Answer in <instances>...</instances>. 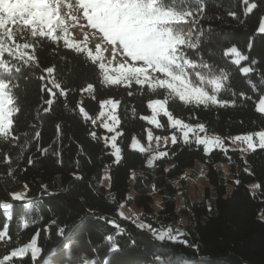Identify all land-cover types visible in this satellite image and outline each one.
Listing matches in <instances>:
<instances>
[{"label": "trees", "instance_id": "16d2710c", "mask_svg": "<svg viewBox=\"0 0 264 264\" xmlns=\"http://www.w3.org/2000/svg\"><path fill=\"white\" fill-rule=\"evenodd\" d=\"M203 4L205 19L201 24L205 35L201 37L200 55L216 68L229 71L226 87L218 94V99L229 104L207 108L201 105L190 110L191 106L176 102L170 110L186 122L189 115H195L209 132L220 135L264 130V113L257 111V101L264 94V34L256 33L264 4H258L247 15L243 0H203ZM230 12L236 13L237 18ZM233 45L248 56L245 63L253 69L249 74L241 73V66L231 63V55H224ZM36 55L41 68L55 66L54 77L70 91L66 98L58 95L52 110L45 112L43 108L48 105L44 101L49 94L41 88L52 85L38 76L47 74L40 70L18 74L15 82L19 87L13 91L21 107L20 144L24 142L23 133L28 134L31 143L18 162L15 157L20 148L6 149L15 167L11 176L8 165L0 163V203L13 205L8 210L0 207V230L7 228L13 239L18 234L20 246L30 242L37 231L47 234L42 255L34 264H89L90 260H108L110 264H264V149L258 147L245 157L235 149L216 148L206 154L203 146L185 145L178 140L167 147L166 156L149 166L146 154L132 149L131 142L134 137L146 140L151 125L140 117L150 113L147 104L150 98H156L155 94L146 87L138 91L140 86L135 84L131 89L105 86L99 69L86 62L83 53L65 48L62 40L59 46L45 43L43 51L38 49ZM89 83L96 89L95 99L81 93ZM128 91L133 94L128 95ZM105 98L120 102L118 163L102 139L105 129L85 120L77 107L79 103L93 119L100 113V102ZM162 120L164 123L166 117L162 116ZM153 129L165 135L173 131L168 127ZM93 130L96 139L90 135ZM37 131L38 140L34 138ZM37 147L49 149L48 154L37 151ZM29 157L34 161L32 165L27 163ZM226 162L230 165V179H226L222 168ZM200 165L205 167L208 185L204 196L192 201L185 191L187 180L181 177L192 170L190 178L197 179ZM105 169L110 178L108 187L102 183ZM46 177L52 180L47 191L42 187L47 185ZM254 181L259 183L256 193L249 186ZM21 188L28 198L13 200L10 193ZM131 190L133 196L129 195ZM154 194L163 202L158 211L153 204ZM178 194L184 196L183 207L177 204ZM28 200L32 201L31 206L27 205ZM123 204H135L142 210L139 221L156 229H173L177 242L157 241L137 222L122 219L118 213ZM187 215V224L179 231L177 226ZM106 220L119 223L126 230L124 235H115L116 230ZM25 222L27 228L23 227ZM60 228H64V236L59 234ZM107 235L115 236L120 252L104 251ZM6 251L0 247V258ZM157 256L161 259L157 260Z\"/></svg>", "mask_w": 264, "mask_h": 264}, {"label": "snow or ice", "instance_id": "6c2138e0", "mask_svg": "<svg viewBox=\"0 0 264 264\" xmlns=\"http://www.w3.org/2000/svg\"><path fill=\"white\" fill-rule=\"evenodd\" d=\"M245 14H251L258 8V4H264V0H243ZM67 8V13L62 15V10ZM73 10L79 15L73 14ZM234 19L236 13L230 12ZM79 24L81 17L85 21L80 25L82 29L94 30L93 35L98 34L101 43L95 45L94 51L86 41L87 34L83 41L73 42L70 39L68 29V18ZM205 19V6L203 0H75V4L67 0H0V163L8 165V175L15 171L13 158L8 155L6 149L20 148L19 154L15 157L18 162L31 141L27 133H23L24 142L20 144V116L21 107L18 104V97L14 93L19 85L15 82L18 74L23 75L29 71L40 70L47 75H39L38 79H48L52 87L43 85L41 91H47L49 98L44 101L47 108L43 111L50 112L52 105L59 96L68 95L70 90L62 88L61 83L54 77L55 66L41 68L40 59L36 55L37 50L43 51L45 43L56 44L63 41V46L72 49L76 53H83L86 62H90L99 69L98 75L102 77L101 83L105 86H115L131 89L133 84L140 86L138 91L145 87L156 98H150L147 107L151 109V117L141 116L140 119L147 120L148 124L154 125L156 129L170 127L173 131L170 136L171 142L175 145L178 139L185 145H203L204 151L211 152L213 148H221L226 151L224 140L218 136L207 135L205 124L198 122L195 115H189L188 122L183 118L173 115L170 110L179 102L184 106H191V109L203 105L227 106L229 101L218 99V94L226 87L229 79V71L224 68H216L209 64L202 55L201 37L205 31L201 21ZM257 34H264V16L256 29ZM254 39V37H253ZM107 45L109 47H104ZM251 40L248 48L251 49ZM110 51V59L105 62V53ZM225 56L231 55L235 59L231 61L234 65H240L241 61L248 60L237 47L232 46L224 52ZM120 58L118 63H114ZM253 63V62H250ZM239 71L245 75L253 71L250 66L240 67ZM253 88L255 86L253 85ZM58 90V92L56 91ZM96 89L92 83L81 89V93H87L95 99ZM132 95V91H128ZM141 94L143 92L141 91ZM235 94V93H234ZM241 96L244 93H240ZM234 105V102H232ZM120 106L118 100L107 99L100 103V117H107L102 127L109 133L119 127L120 119L117 116V109ZM79 112L85 120H91L93 125L96 120L89 117L85 109L77 105ZM127 109H125V112ZM135 111V110H133ZM257 111L264 113V98L260 99ZM166 117L161 123L159 117ZM111 121L110 124L108 121ZM191 121H197L192 123ZM59 131V125H57ZM104 137L106 144L110 141L113 149L115 162L121 159V148L117 145V136ZM203 134V135H201ZM93 139H96V132H90ZM148 139L152 140L153 132L147 133ZM40 133H34L38 140ZM254 137L257 139L254 140ZM159 143L161 139L167 146L168 136H156ZM236 141H244L248 149L255 151L257 147L264 149V130L257 131L244 136L232 138ZM132 147L144 152L138 141H133ZM37 151L48 154L49 149ZM167 155V151L158 153L148 160V165H153V160ZM27 163L32 165L31 157ZM76 179H82L77 176ZM27 188V185H24ZM47 191L48 186H42ZM254 187H259L256 185ZM15 201H24L26 193H10ZM51 195V193H49ZM32 201L28 200L27 205L31 206ZM5 210L11 209V203H0ZM122 207V206H121ZM122 219H126L123 213H118ZM11 218V217H9ZM55 223V221H53ZM116 230L115 235H124L125 229L115 220H106ZM28 227V222L23 224ZM141 229L147 228L155 240L164 242H177L178 238L173 235V229L161 231L152 228L151 225H139ZM64 228L59 229V234L64 236ZM40 232L34 233L30 242L20 246L19 235L16 239L8 234L7 228L0 230V247L8 249L0 264H34L41 255L42 249L38 246L37 240ZM104 251L115 254L121 251L119 242L114 235L104 237ZM187 245V241H183ZM15 245V247H12ZM25 257H29L25 260ZM157 260L161 257L157 256ZM89 264H110V261L90 260Z\"/></svg>", "mask_w": 264, "mask_h": 264}, {"label": "rangeland", "instance_id": "374dc122", "mask_svg": "<svg viewBox=\"0 0 264 264\" xmlns=\"http://www.w3.org/2000/svg\"><path fill=\"white\" fill-rule=\"evenodd\" d=\"M68 3H72V4H75V0H67ZM68 9L65 8L62 10V15L67 13ZM73 14H76V15H79V13H76L75 10H73ZM264 16V14H263ZM67 23H68V29H69V35H70V39L73 41V42H80V41H83L84 40V37L85 35L87 34L88 36V39L86 41L87 45L93 49L94 51V48H95V45L97 43H101L100 39H99V35L96 34V35H93L92 33L94 32V30H91V29H82L80 27V25L84 24L85 21L83 20V18L81 17L80 21H79V24H76L74 23L71 18L69 17L68 20H67ZM235 47H237L236 45H233ZM104 47H109L107 45H104ZM232 47V46H231ZM230 48V47H229ZM228 49V48H227ZM226 49V50H227ZM237 49L239 50V48L237 47ZM225 50V51H226ZM240 51V50H239ZM242 53V52H241ZM243 54V53H242ZM244 55V54H243ZM105 56H106V60L105 62L107 63V60L110 59V51L105 53ZM233 60L235 59L234 56H232ZM120 61V58L117 57V60L114 62V63H118ZM241 67H244V66H250L249 64H246L245 61H241V64H240ZM261 98H264V94L261 96ZM260 98V99H261ZM107 99H112V98H105V99H102V101L104 100H107ZM260 99L257 101V106L259 105V102H260ZM114 100V99H113ZM100 102V103H101ZM101 111H103V109H101ZM100 111V112H101ZM118 111V109H117ZM152 115V112H151V109H150V113L145 115L147 117H151ZM174 115V114H173ZM118 116V115H117ZM162 114H161V117L160 120H161V123H163V120H162ZM175 116V115H174ZM177 117V116H176ZM179 118V117H178ZM93 119L96 120V124L100 125L102 127V124L104 122L105 119H107V117H100L99 114L95 117H93ZM167 119V118H166ZM147 122V120H145ZM110 124L112 123L110 120L108 121ZM148 123V122H147ZM151 125V124H150ZM103 128V127H102ZM155 126L154 125H151L148 130H147V133L149 130H151L153 132V138L152 140H149L148 139V136H146V140H141L139 139L138 137H134L132 142H131V148L134 149L132 147V143L133 141H138L139 145L141 147H143L145 149L144 152L142 153H145L146 156H147V163H148V160L149 159H152L153 156H158V153L160 152H163V151H167V147L169 145H172V142H171V139H170V136L172 135L173 131L167 135L165 134H162V133H156L154 131ZM169 129H171L170 127H168ZM104 129V128H103ZM162 129H165V128H162ZM172 130V129H171ZM260 131V130H258ZM257 131H254V132H249V133H241V134H235V135H220V134H217V133H214V132H207V135L209 136H218L220 138H222L224 140V146H225V149L226 151L228 149H235V150H238L239 153L242 155V156H246L249 152H251L252 150L251 149H248L247 147V144L244 142V141H236L232 138L236 137V136H244V135H248V134H252V133H255ZM117 133H120L119 132V128L117 127L115 129L114 132L112 133H109L106 129H105V133L104 135L102 136V139L105 141L104 137H110V136H113V135H116ZM203 135V134H201ZM119 136V135H118ZM117 136V138H118ZM156 136H168L169 139L167 140V146L165 147V142L163 139H161L159 141V143L156 141L155 137ZM257 138L254 137V140H256ZM179 140V139H178ZM106 144V142H105ZM110 151L113 153V149L111 148L110 146V141L109 143L106 144ZM117 145L120 147V145L117 143ZM203 146V145H201ZM204 148V146H203ZM258 148V147H257ZM216 148H213L212 150H214ZM217 149H221V148H217ZM135 150H138V148H136ZM223 150V149H222ZM225 151V150H224ZM141 152V151H140ZM210 152H207L206 154H209ZM164 157V156H163ZM159 158H162V157H158L156 159L153 160V165L155 163V161ZM152 165V166H153ZM222 168L224 169V174H225V177L226 179H230L232 178V174L230 172V165H229V162H226L224 164H222ZM197 171L199 172V175H198V178L197 179H191L190 178V173H192V170H188L186 172L185 175H183L181 177L186 179L187 180V183L188 185L185 187V191L188 193V196L190 197V199L192 201L194 200H199L201 199L203 196H204V191H205V187L208 185L207 181H206V178H205V167L203 165H200L197 167ZM45 181L47 183V186L48 188L51 187V178H48L46 177L45 178ZM109 182H110V178H109V173H108V169H105V172H104V175H103V179H102V183L108 187L109 186ZM176 185L179 186L180 185V182L177 181L176 182ZM256 185H259V183L257 181H254V182H251L249 184L251 190L253 193H256L258 192L259 190V187H254ZM14 193H26V190L24 188H21L19 190H16ZM129 195L133 196V192L131 190V192L129 193ZM26 199L28 198L27 194H26ZM177 204L179 207H183L184 205V196L182 194H178L177 197ZM162 199L159 195L157 194H154L153 195V204H154V208L156 211H158L159 209L162 208ZM123 213V216L128 218V219H131L132 221H135L138 223V225H149L145 222H141L139 221V215L141 214L142 210L140 208H138L135 204L133 205H126V204H123L122 207H120V213ZM189 216L190 215H187V216H183V218H181L180 222H179V225L177 226V229L179 231H182L183 227L186 226L187 224V219H189ZM153 228V227H152ZM146 230H148L147 228H145ZM156 229V228H154ZM158 230H161V229H158ZM168 230V229H167ZM167 230H161V231H167ZM150 232V231H149ZM46 233L44 234H40L38 240H37V244L39 247H41V249L43 248V244L46 240ZM41 255H42V252H41ZM40 255V256H41Z\"/></svg>", "mask_w": 264, "mask_h": 264}]
</instances>
